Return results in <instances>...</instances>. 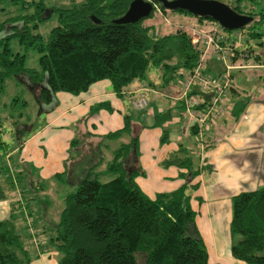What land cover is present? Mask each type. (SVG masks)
<instances>
[{"label": "trees", "instance_id": "trees-1", "mask_svg": "<svg viewBox=\"0 0 264 264\" xmlns=\"http://www.w3.org/2000/svg\"><path fill=\"white\" fill-rule=\"evenodd\" d=\"M131 1L83 0L67 7L47 8L42 2L0 0V12L6 15L0 19V94L9 81L22 83L31 93L38 87V94L32 95L40 105H49L57 91L77 95L95 81L106 79L115 94L122 96L130 83L144 79L149 64L160 67L164 83L176 72L182 79L184 71L196 67L200 52L184 31L153 37V25L145 20L154 18L158 8L162 14L190 15L199 23L211 20L219 25L218 22L182 9L167 10L155 2L148 17L133 23H114ZM10 7L15 14H11ZM231 8L253 17L246 26L264 22V14L255 18L238 5ZM45 11L48 15L55 13L57 20L47 36L36 32L37 21L46 18ZM249 27L244 36L262 35L254 24ZM13 41L39 53L38 68L26 65V54L14 49ZM247 50L251 52V47ZM238 54L237 49L232 62ZM203 70L207 71L205 67ZM9 104L17 111L27 101L14 96ZM2 124L0 116V155H6L8 144L2 140ZM126 125L127 121L123 129ZM24 128L16 129L19 136ZM191 129L198 134L195 125ZM130 145L122 144L115 151L110 168L118 174L111 180L101 182L90 172L80 180L78 174H70L69 181L76 186L64 196L57 223L50 229V243L61 253L59 264H138V253L145 255V264H219L209 262L207 248L194 224L197 211L190 200L198 188L193 179L199 169L193 168L189 157L179 159L180 166L186 167L182 173L186 181L170 192L149 196L133 181L138 170L127 155ZM179 151L186 153L184 149ZM15 178L9 180L13 186ZM4 197L0 185V200ZM14 201L12 209L23 212L28 240L16 232L12 221L0 220V264H30L33 257L45 252L41 239L45 230L35 225L22 191L15 193ZM229 229L230 252L238 264H264V185L232 196ZM35 235L39 237L36 244L31 241Z\"/></svg>", "mask_w": 264, "mask_h": 264}, {"label": "rangeland", "instance_id": "rangeland-1", "mask_svg": "<svg viewBox=\"0 0 264 264\" xmlns=\"http://www.w3.org/2000/svg\"><path fill=\"white\" fill-rule=\"evenodd\" d=\"M28 1L42 2L47 8H61L80 3L83 0ZM220 1L230 7L238 5L241 11L253 13L255 18L264 14V0ZM10 10L11 14H15L12 7ZM44 15L46 18L37 21L36 32L47 36L50 29L56 25L57 20L55 13L48 15V12L45 11ZM5 16L0 12V19ZM154 18L149 22L153 23L155 28L160 26L151 32L152 35L157 32L165 35L179 30L184 31L186 30L185 25H198L202 28H205L208 23L211 25V20H207L208 23H199L196 18L190 15L176 12H165L162 15L157 13ZM161 18H168L170 25L165 26L163 21L160 22ZM253 24L255 27L257 26L256 29L262 32V35L252 38L244 36L240 42L244 44L248 40L249 44L253 46L252 52L264 54V22H253L249 26ZM249 26L242 29L244 34L250 30ZM236 30L225 31L231 32L230 36L233 38V32ZM12 45L14 49L26 54L28 67L38 68L39 53L37 51L24 49L15 41L12 42ZM160 70L159 66L149 64L143 80L160 84L162 82V77L158 74ZM169 74L166 75L167 78ZM237 77L246 81L247 74L237 72L234 79ZM180 80L179 73H174L168 80L167 87L161 90L163 95L168 96L170 93L168 88L170 91L175 88L176 91ZM38 90L36 87L31 93L25 84L9 81L3 93L0 94V116L3 117L2 130L4 132L2 139L7 140L6 143L11 151L9 157L0 155V185L5 193L2 201H6L10 206L15 202V193L18 190L22 191L28 202L27 210L31 213L35 225L45 230L41 234V239L44 241V253H46L45 259L41 257L38 258V261L33 257L31 264H59L61 253L50 243L52 235L50 229L57 223L63 207L64 196L72 192L76 186L69 181L70 174H78V180L88 172L91 177L95 176L101 182L113 179L118 172L112 170L110 164L115 151L125 143L131 144L127 155L132 158V167L134 165L140 167L141 173L133 176V181L151 196L158 191L170 192L186 181L182 175L186 171V167L180 166L179 159L189 157L193 168L196 166L197 147L189 143L192 140L183 144L185 148H188V150L185 149L186 153L180 152V147L176 149L175 145L165 137L163 126L157 117L149 118L147 116L148 108L136 111L130 105L128 96L121 98L119 106L112 104V108H87L76 105L80 96L77 98L70 95L61 98L64 95L61 92H56L49 105H40L33 96L38 94ZM14 96L25 99L27 105L13 111L9 102ZM166 96L161 97L160 100L163 106L170 107L169 102L174 100ZM174 96L177 94L175 93ZM72 105L76 106L72 107ZM150 107L156 111L158 109L157 101L152 97L149 98ZM63 111L66 114L57 121V114ZM20 112L21 114H19ZM174 112L177 113V111ZM7 115L9 118H4ZM125 121H127V125L123 129ZM22 127L25 128L19 136L16 129L19 131ZM103 129L121 130L115 135L107 136L102 134ZM73 140H77L75 144H73ZM133 142L134 144H132ZM196 145L199 147V144L196 143ZM130 169H126L127 172ZM13 176L16 177L15 186L9 181ZM2 215L3 218L0 220L12 221L16 232L26 240L27 234L24 232L25 222L22 210L8 208L6 212H2ZM198 233L203 241H207V234L204 231L200 230ZM34 238L31 241L36 244L39 237L35 235ZM136 256L138 264L146 263L143 253H138Z\"/></svg>", "mask_w": 264, "mask_h": 264}, {"label": "crops", "instance_id": "crops-1", "mask_svg": "<svg viewBox=\"0 0 264 264\" xmlns=\"http://www.w3.org/2000/svg\"><path fill=\"white\" fill-rule=\"evenodd\" d=\"M152 19L155 18L145 20L146 24L153 25L151 31L160 26L155 28V25L149 22ZM162 21L161 18L160 22ZM152 36L162 35L157 32ZM244 44L247 48L250 46L252 52L253 46L249 44L248 40ZM233 63L242 65V68L231 71L232 82L226 92L229 110L213 121L202 132L201 137L192 132V125L188 123L183 103L175 99L177 96L174 95L175 93L178 95L180 84L176 91L175 88L171 91L168 88L170 92L168 96L163 95L161 91L167 87V83H164L163 79L158 85L154 81L150 83L145 80H134L128 85L122 96L115 94L110 82L106 79L95 81L87 90L77 95L57 91L64 95L61 98L70 95L77 98L80 96L76 105L87 108H106L111 107L112 104L119 106L121 98L128 96L130 105L136 111L148 108L147 116L149 118L157 117L163 126L165 137L175 145L176 149L180 147L179 150H188L183 144L192 140L189 143L197 147L195 168L199 169L198 175L193 179V183L197 182L198 188L192 192L190 200L192 208L197 211L194 224L198 232L201 230L207 234V241L204 242L209 262L219 264L239 263L230 252L229 224L232 196L240 191L255 190L264 185V54L253 51L249 57L238 56ZM203 66L208 72L214 74H219L216 72L223 70L221 62L214 57L206 59ZM236 71L245 72L247 74L246 81L240 77L234 79ZM158 74L162 75V71L160 70ZM140 92L146 95L147 104L144 107L135 108L133 100ZM163 96L174 100L169 102L170 107L162 105L160 99ZM151 97L157 101V111L152 107L149 108V98ZM76 105H72V107ZM65 114L64 111L58 113L57 121ZM110 132L112 130L103 129L102 134L107 135ZM196 143L199 144V147ZM9 148V146L6 148L8 157L11 152ZM133 167L138 170L137 174L141 173L140 167L137 165ZM144 192L149 195L147 191ZM8 208L11 209L12 204L8 206L7 202L1 199L0 218H3L2 212H6ZM26 240L28 239L26 238ZM45 254L44 252L40 253L35 260L39 261L38 258L41 257L45 259Z\"/></svg>", "mask_w": 264, "mask_h": 264}, {"label": "built area", "instance_id": "built-area-1", "mask_svg": "<svg viewBox=\"0 0 264 264\" xmlns=\"http://www.w3.org/2000/svg\"><path fill=\"white\" fill-rule=\"evenodd\" d=\"M157 13L162 12L157 8ZM165 26L170 25L168 18H163ZM203 22L208 23L207 20ZM184 32L189 36L191 44L200 52L199 61L195 68L184 71L180 80V91L175 98L183 103L188 123L195 125L198 136L216 119L229 110L227 90L231 86V71L242 67L232 62V58L239 50V57H249L251 52L240 42L244 36L241 30L234 32L232 38L220 25L208 23L202 26L185 25ZM214 57L221 62L223 71L214 74L203 70V62ZM147 104L146 95L140 92L133 100L135 108L144 107ZM35 239V238H34ZM38 243V242H37Z\"/></svg>", "mask_w": 264, "mask_h": 264}, {"label": "water", "instance_id": "water-1", "mask_svg": "<svg viewBox=\"0 0 264 264\" xmlns=\"http://www.w3.org/2000/svg\"><path fill=\"white\" fill-rule=\"evenodd\" d=\"M155 2H160L167 10L182 9L196 16L210 17L228 30L243 28L253 18L236 12L220 0H132L126 12L113 21L114 23H133L148 17Z\"/></svg>", "mask_w": 264, "mask_h": 264}]
</instances>
